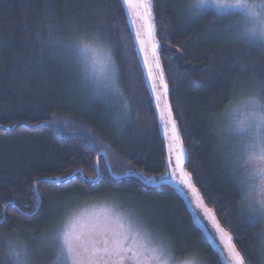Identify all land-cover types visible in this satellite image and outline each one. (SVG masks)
<instances>
[{
  "label": "trees",
  "instance_id": "1",
  "mask_svg": "<svg viewBox=\"0 0 264 264\" xmlns=\"http://www.w3.org/2000/svg\"><path fill=\"white\" fill-rule=\"evenodd\" d=\"M193 0H151L154 41L190 172L206 207L232 237L244 264H263L262 232L250 220L235 149L238 110L264 104V47L237 39L238 16L185 13ZM101 47L119 95L85 78L69 45ZM82 135H70V133ZM89 138L114 175L167 176L163 143L146 78L121 0H0V234L30 240L51 255L48 236L66 208L118 202L143 224L172 263L222 264L182 199L134 179L38 183L82 171L97 175ZM11 202V203H10ZM14 205V206H12ZM40 230L37 235L27 230ZM26 233V234H22ZM22 234V235H21ZM151 239V240H150ZM43 246V247H42ZM167 256V255H166ZM41 258V257H40Z\"/></svg>",
  "mask_w": 264,
  "mask_h": 264
},
{
  "label": "snow or ice",
  "instance_id": "2",
  "mask_svg": "<svg viewBox=\"0 0 264 264\" xmlns=\"http://www.w3.org/2000/svg\"><path fill=\"white\" fill-rule=\"evenodd\" d=\"M125 5L132 6L136 10L138 19L142 22L141 27L146 28L147 34L151 36L153 30V15L151 0H122ZM208 12H213L219 17L238 16L243 22L241 26L233 23L230 27L234 28V36L244 42L252 45L259 44L264 47V0L260 2H250V0H193L188 5L185 13L189 16H196ZM140 34L137 33V41L139 42ZM155 45L153 46V57L155 60ZM66 50H70L77 63L81 65V70L87 80H99L97 76V68H101L104 87L112 95H119V89L115 83V70L111 63V58L104 56V61L99 60V56L103 53L101 47H94L91 44H76L67 46ZM147 66V64H146ZM155 76L152 75V70H149V78L151 80L150 91L155 96L157 92H162V96L166 97L168 93V84L164 79L163 72L158 60L155 61ZM162 96H156L157 100L162 99ZM160 109L159 118L165 129V136L169 140V150L174 154V171L168 177L162 175L159 182L152 177L140 176L139 179L145 186H150L156 183L167 184L169 179L178 185L183 186L185 196H189L188 204L194 209H198L203 213L219 233V236L228 246V251L231 253L235 264H244L239 252L232 246V237L220 228L219 223L215 219V215L211 209L205 206L201 193L198 191L192 174L184 170L186 162V152L181 143V136L177 128V121L173 116L171 105L164 101L163 106L156 105ZM251 112L249 118L238 124L235 133L242 138H248L249 142L245 145L247 152V163L250 164L251 172L250 179L259 181V187L264 189V104L258 101H251ZM90 147L95 148V144L89 138ZM104 158L105 164H108L107 158L103 152H100V157ZM99 158L97 160V175L94 178H84L82 173H79L85 183L95 185L103 180V176L99 173ZM169 163H172L171 157ZM110 169V165H109ZM127 176L135 175L131 170L126 173ZM76 178L75 173H69L65 177H56L51 181L44 178L38 183L55 182L58 184L71 183ZM120 179V178H118ZM11 203V202H10ZM261 214H264V200L261 201ZM14 206V205H12ZM251 207V202H250ZM197 222L199 220L197 219ZM139 233H133L131 225L125 226L116 223V226H98L91 229L87 235L76 234L72 228L66 229L62 235L57 234L53 237V241L61 242L60 253H67L72 259V264H123L125 259L135 262V264H146L144 255L145 249L138 242ZM166 249L160 247L153 249V259L158 264H164L163 257L166 254ZM155 253H158L156 255ZM12 255L16 256L18 264H24L23 256L19 252L13 251ZM59 259V254L57 256Z\"/></svg>",
  "mask_w": 264,
  "mask_h": 264
},
{
  "label": "rangeland",
  "instance_id": "3",
  "mask_svg": "<svg viewBox=\"0 0 264 264\" xmlns=\"http://www.w3.org/2000/svg\"><path fill=\"white\" fill-rule=\"evenodd\" d=\"M250 2H253V0H250ZM254 2L258 3L260 2V0H254ZM104 56L105 53H102L99 56V60L101 62L104 61ZM96 74L100 77V79L91 80L90 82H92V84L97 88L98 91H101L105 94H110L104 87V80L100 67L97 68ZM112 96L115 97L116 95ZM250 112V107L238 110L237 116L239 120L237 123L239 124L246 121L249 118ZM81 135L83 137L85 136L84 134L80 133V136ZM248 142V138H242L241 136H239V141L235 140L234 147L239 151L240 156V184L241 186H243L242 188L244 191L243 201L245 210L250 220L254 222L262 232L261 258L264 264V214H261V212L259 211L262 207L261 201L264 200V189H261L259 187V181L250 179L249 174L251 172L252 166L247 163V152L245 149V145ZM66 203L61 204V206L65 207L66 209L63 218L59 221L54 231L49 234V243H46L48 240H46L45 242V246L48 248L51 255H48L46 257L40 256L39 252L37 251V248H39L40 246L36 247V245L31 244L30 240H19L16 245L12 246L11 244H9L12 239L11 236L9 234H0V264H18L16 256L12 255L13 251L19 252L21 256H23L24 264H72V259L67 255L66 252L63 254L60 253L61 242L53 241V237L55 235H62V233L66 229L72 228L76 234H84L86 236L87 233L95 227L108 225L115 227L117 222L125 226L131 225L133 233H139L138 242L146 250L144 255L146 264H158V262L152 258L154 255L152 250L159 249L160 247H157L149 240L147 241V238H149V236L146 233L145 228L142 227L143 224H141L139 220L135 219L132 214H129L128 210H125L124 208L121 209L118 202L110 199H96L77 205L73 209H70L69 207L66 208ZM38 231L40 230L32 229L27 230L26 232L33 236L37 235ZM58 254L59 259H57ZM155 254L158 255V253ZM162 259L164 264H202L193 262L192 260H184L172 263L173 259H171L170 254H165ZM123 264H135V262L129 259H125Z\"/></svg>",
  "mask_w": 264,
  "mask_h": 264
},
{
  "label": "water",
  "instance_id": "4",
  "mask_svg": "<svg viewBox=\"0 0 264 264\" xmlns=\"http://www.w3.org/2000/svg\"><path fill=\"white\" fill-rule=\"evenodd\" d=\"M121 3H122V0H121ZM122 5L126 11L128 22H129V25L131 27L133 39H134L136 49H137V52H138V55H139V58L141 61V65L143 68L144 75L146 78L150 98L152 101V106L154 108V112L156 115L157 127H158V131H159L160 139L163 143L164 154H165V163H166V169H167V176L166 177H168L169 174L174 171V167H173V165H174V154L169 150V146H168L169 140L165 136V129H164L163 124L159 118L160 109L157 108L156 105L160 104L162 107L164 101H167L170 104L169 90H168L166 97L162 96V92H157L156 95L154 96L150 91L151 80L149 78V70L150 69L152 70V75L154 77L155 72H156L155 61L158 60V62L160 64L159 57L157 54V46H156L155 41H154L153 30H152L151 36H149L147 34L146 28L141 27L142 22L138 19V16L136 15V10L132 6L125 5L123 3H122ZM137 33L140 34L139 42L137 41ZM154 45L156 46L155 47V60L153 57V46ZM146 64H147V66H146ZM160 66H161V64H160ZM161 70H162V67H161ZM162 72H163V70H162ZM163 76H164V74H163ZM164 79H165V77H164ZM168 89H169V86H168ZM156 96H162V99L157 100ZM70 135H79L80 136V133L74 132V133H70ZM95 149L97 151V154L95 157V161L97 163V160L100 157V152H103V151L98 149L97 147H95ZM170 157H171L172 163H169ZM102 160H103L104 166L106 168V171H107V173H108V175L112 181L116 182V181H122L124 179H134V180L138 181L144 188L155 189V188L165 187V188H168L171 191L175 192L182 199L183 203L185 204L188 212L190 213V215L192 217V220H193L195 226L202 232L204 237L207 239L210 247L219 256L222 264H235L234 260L232 259L231 253L228 251V246H227L226 242L220 238L219 233L216 232V229L213 227L212 223L207 218H205L203 216V213L200 210L194 209V207L189 206L188 200L190 199V194H189V196H185L186 190H182L183 186L176 184L175 182L171 181V179H169V182L167 184L156 183V184H153L150 186H145L143 184V182L139 179L140 176L137 175L136 173H135V175H132V176H127L126 174H123L120 176L114 175L111 171V168L109 169V163L106 165L104 158H102ZM186 164H187V156H186V162L184 164V170H185ZM97 171H98V169H97ZM74 173L79 175V173H82V172L81 171H75ZM118 178H120V179H118ZM159 181L160 180H158L157 182H159ZM197 219L199 220V222H197ZM220 228H221V226H220ZM232 246H233V243H232Z\"/></svg>",
  "mask_w": 264,
  "mask_h": 264
}]
</instances>
